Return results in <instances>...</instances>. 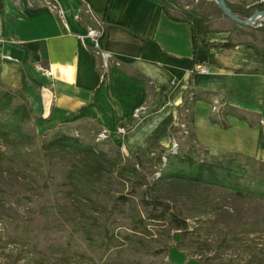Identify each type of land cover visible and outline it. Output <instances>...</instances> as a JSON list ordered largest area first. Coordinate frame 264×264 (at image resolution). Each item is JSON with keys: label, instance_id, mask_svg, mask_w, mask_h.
Here are the masks:
<instances>
[{"label": "crops", "instance_id": "0c3cea01", "mask_svg": "<svg viewBox=\"0 0 264 264\" xmlns=\"http://www.w3.org/2000/svg\"><path fill=\"white\" fill-rule=\"evenodd\" d=\"M49 1L58 10L47 0H0V84L24 89L50 131L87 138L105 131L127 154L141 149L151 157L150 139L171 145L170 128L192 84L195 101L185 111L197 143L215 156L264 162V51L222 45L229 31L209 35L221 45L194 41L191 26L171 20L159 0ZM85 4L104 25V49L119 63L104 81L100 58L83 38L93 25L79 18ZM199 63L210 73L195 72Z\"/></svg>", "mask_w": 264, "mask_h": 264}, {"label": "rangeland", "instance_id": "374dc122", "mask_svg": "<svg viewBox=\"0 0 264 264\" xmlns=\"http://www.w3.org/2000/svg\"><path fill=\"white\" fill-rule=\"evenodd\" d=\"M181 2L212 13L218 28L232 25L212 0ZM27 129L31 143H0V264H264V200L236 199L217 187L165 184L155 191L184 203L192 234H175L163 221L147 220L143 227L136 203L112 208L113 197L128 192L120 180L70 179L69 170L88 160L56 150L44 153L42 143L58 131L35 119ZM190 134L191 129L178 142L205 149ZM97 135L79 138L117 155L109 138L97 141Z\"/></svg>", "mask_w": 264, "mask_h": 264}, {"label": "trees", "instance_id": "16d2710c", "mask_svg": "<svg viewBox=\"0 0 264 264\" xmlns=\"http://www.w3.org/2000/svg\"><path fill=\"white\" fill-rule=\"evenodd\" d=\"M159 1L171 20L186 22L191 26L194 41L201 36L210 45H221L210 42L209 35L229 31L230 39L222 45L253 44L264 51V20L255 26H245L231 20L230 28H218L212 23V13L203 11L198 6H186L181 0ZM226 2L232 12L240 17H247L256 10H264V2L250 6L245 3ZM211 3L219 15L227 17L215 3ZM85 15L89 17L83 10L80 17ZM17 98L20 99L19 102L16 101ZM193 101L195 89L191 84L185 92L177 123L186 122L190 127L193 119L185 110L189 109L188 106ZM34 119L39 121L24 95V89L13 91L0 84V143L13 147L21 142L31 143L34 136L28 131L27 125ZM170 132L173 137H181L182 134L176 124L171 126ZM77 134L73 135L71 132L54 134L55 138L42 143L43 152L50 154L56 150L85 157L88 160L85 166L69 170L70 179H88V184L89 179L120 180L128 192L114 196L112 208L120 203L127 204L130 201L136 203V208H141L139 222L143 227L147 220L163 221L170 230L175 231V234H192L190 217L185 213L184 203L180 206L177 200L170 201L155 191L165 184L217 187L236 199L264 200V162L253 157L238 154L215 156L207 149L184 143H179L178 149L173 152L170 146L166 147L153 139L149 140V149L154 153L151 157H146L141 149L124 155L118 147L117 155L112 156L106 151H97L92 144L83 141L79 138L80 134ZM189 136L194 139L192 133ZM200 210L201 208L197 207L196 214ZM137 228L140 226L132 227L134 230ZM252 228L254 232L257 230V227ZM109 237L110 235L106 233L103 241L108 242ZM68 248L67 246L65 249ZM172 248L171 245L167 248L169 255ZM110 249L108 245L107 251Z\"/></svg>", "mask_w": 264, "mask_h": 264}, {"label": "built area", "instance_id": "2783aa9c", "mask_svg": "<svg viewBox=\"0 0 264 264\" xmlns=\"http://www.w3.org/2000/svg\"><path fill=\"white\" fill-rule=\"evenodd\" d=\"M261 2H264V0H260ZM47 4L51 7V9L53 10H58L57 6L52 3L51 1L47 0ZM85 11V13H87L90 17V19L93 22V25H89L88 29H87V33L83 38H88L91 41L92 44V49L94 51V53L100 58V74H101V80L104 81L106 79V77L108 76L111 67L114 65H119L118 62L116 61H112V57L110 55L109 52H107L104 47H103V38L105 35V28L104 25L97 20L91 9L89 8V6L87 4H85V7L83 9ZM79 18L80 14H79ZM194 71L197 73H210V68L204 64H196L194 67ZM139 111L137 110L135 112V116L137 117L139 115ZM188 111V109H187ZM180 129H181V133L182 135H188L190 132L189 126L187 125L186 122H181V123H175ZM121 132L125 131V128H120L119 129ZM109 135L105 132V131H101L98 135H97V141L100 140H104L106 138H108ZM171 147V151L175 152L178 147H179V142L177 137H173V141L170 145Z\"/></svg>", "mask_w": 264, "mask_h": 264}, {"label": "water", "instance_id": "95a60500", "mask_svg": "<svg viewBox=\"0 0 264 264\" xmlns=\"http://www.w3.org/2000/svg\"><path fill=\"white\" fill-rule=\"evenodd\" d=\"M223 12L230 18L232 21H235L239 24L245 26H253L254 23L264 19V10H258L253 12L251 15L241 18L238 15L234 14L230 7L227 5L226 0H212Z\"/></svg>", "mask_w": 264, "mask_h": 264}]
</instances>
